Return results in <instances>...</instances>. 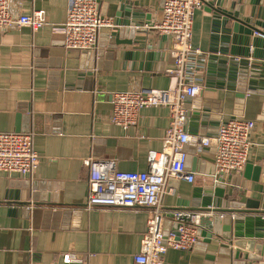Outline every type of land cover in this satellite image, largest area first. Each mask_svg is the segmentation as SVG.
<instances>
[{
	"label": "crops",
	"instance_id": "crops-1",
	"mask_svg": "<svg viewBox=\"0 0 264 264\" xmlns=\"http://www.w3.org/2000/svg\"><path fill=\"white\" fill-rule=\"evenodd\" d=\"M72 1L10 0L15 15L43 10L47 24L38 31L27 27L0 31V133L31 134L40 156L33 176L0 172V264H135L133 257L151 216L146 208L88 210L89 182L83 162L114 160L121 171L142 172L150 154L168 146V108L143 109L137 125L128 129L110 121L113 94L139 87L166 90L176 84L170 72L174 42L156 28L163 0H97L114 27L120 22L117 15L128 13L121 6L130 8L129 14L151 17L155 27L143 25L138 29L142 32L133 33L132 45H119L117 50L109 48L114 27L104 28L96 47L78 56L70 54L58 31ZM206 1L195 12L192 29L193 49L208 54L201 73L204 91L184 104L186 128L191 136L215 137L232 118L255 121L246 167L220 177L229 200L257 204L264 216V87L249 91L240 79L231 83L226 79L222 88L207 86L209 78L221 81L219 62L229 60L232 53H223L222 33L215 32ZM212 55L217 60H211ZM248 60L264 64V60ZM192 148L188 147L187 166L195 181H169L167 191L174 193L165 194V210H201L206 199L196 192L215 182L208 174L215 167L214 146L202 152ZM203 240L191 250H170L164 264H232L228 255L220 254L223 242L204 245ZM66 255L77 260L67 263Z\"/></svg>",
	"mask_w": 264,
	"mask_h": 264
},
{
	"label": "built area",
	"instance_id": "built-area-1",
	"mask_svg": "<svg viewBox=\"0 0 264 264\" xmlns=\"http://www.w3.org/2000/svg\"><path fill=\"white\" fill-rule=\"evenodd\" d=\"M203 6V0H163L156 28L174 42L170 71L176 79L173 87L166 90L139 87L113 94L110 121L124 129L137 125L143 109L168 108L171 119L165 136L168 146L161 152H152L148 168L142 172L121 171L114 160L83 162L89 182L88 210L95 207L150 210L140 250L133 257L135 264H164L170 250L193 249L200 240L201 219L212 214L203 210L164 209L165 194L174 193L167 191L169 181L185 180L190 184L195 181V174L187 166L189 146L196 152L214 146L216 177L240 173L249 162L255 121L232 118L219 127L215 137L191 136L186 128L188 111L184 104L204 91L201 73L208 54L192 47L195 12ZM46 24L45 11L15 15L10 0H0L1 32L23 27L38 31ZM113 27L112 20L102 15L97 0H73L67 20L58 31L63 34L67 49L92 50L100 31ZM39 163L31 134L0 133V172L33 176ZM168 219L179 227L170 228L165 234L164 223ZM75 260L73 255L65 256L67 263Z\"/></svg>",
	"mask_w": 264,
	"mask_h": 264
},
{
	"label": "water",
	"instance_id": "water-1",
	"mask_svg": "<svg viewBox=\"0 0 264 264\" xmlns=\"http://www.w3.org/2000/svg\"><path fill=\"white\" fill-rule=\"evenodd\" d=\"M206 5L208 11L213 13L215 32L222 33V42L225 44L223 53L226 55L229 52L232 53L229 60L219 62L223 68L221 81L214 83L209 78L207 86L216 84L222 88L225 86L226 79L230 83L240 79L249 91H254L259 86L264 87V64H254L248 60L250 57L264 60V51L261 50L264 48V0H233L230 4H227L225 0H209L206 1ZM120 10H128V13L117 15L120 22H117V26L112 30V45L109 47L111 50H117L119 45H132L133 33L142 32L138 29L143 25L148 28L155 27V23L149 16L139 12L129 14L130 8L126 9L124 6H121ZM131 27L136 29H131ZM255 34L258 36L255 37ZM231 44L233 46L230 50L229 45ZM244 46L247 47L246 50H242ZM68 50L72 56L89 52V50ZM210 59L217 60V57L212 55ZM227 62H229V67H227ZM203 117L207 118L206 115ZM190 158L189 155L187 164ZM249 167L250 165L247 166ZM215 169L214 167L208 172L215 177L213 186L196 192V196L202 193L206 199L203 201L201 210L212 213L201 219L199 237L204 239V245L223 242L219 250L220 254L228 255L232 264H248V262L264 264V242L261 244L256 242L260 239L264 241V216L258 211L259 206L249 201L242 203L229 200L223 178L215 176ZM178 227V223L168 219L164 223V233L167 234L170 228L177 230ZM231 246L232 249H230Z\"/></svg>",
	"mask_w": 264,
	"mask_h": 264
}]
</instances>
